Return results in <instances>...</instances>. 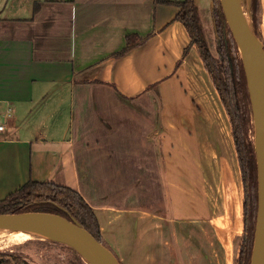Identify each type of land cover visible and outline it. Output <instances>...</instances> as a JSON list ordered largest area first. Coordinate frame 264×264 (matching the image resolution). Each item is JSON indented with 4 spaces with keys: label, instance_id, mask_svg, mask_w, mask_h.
Wrapping results in <instances>:
<instances>
[{
    "label": "crops",
    "instance_id": "0c3cea01",
    "mask_svg": "<svg viewBox=\"0 0 264 264\" xmlns=\"http://www.w3.org/2000/svg\"><path fill=\"white\" fill-rule=\"evenodd\" d=\"M170 1L0 0V199L67 186L124 264H227L224 211L180 189L198 169L213 188L229 121Z\"/></svg>",
    "mask_w": 264,
    "mask_h": 264
},
{
    "label": "trees",
    "instance_id": "16d2710c",
    "mask_svg": "<svg viewBox=\"0 0 264 264\" xmlns=\"http://www.w3.org/2000/svg\"><path fill=\"white\" fill-rule=\"evenodd\" d=\"M173 3L179 8L174 19L182 23L189 39L184 53L190 47L196 50L228 117L242 184L241 231L234 264H249L258 208V171L254 143L248 135L249 130H253V123L243 61L232 51L236 42L220 1L215 0L211 11L217 39L219 44L225 47L222 48V58L219 60L207 46L196 1L176 0ZM257 7L258 0H251V16L254 22ZM132 38L131 35L126 36V46L117 56L123 55L143 41L140 39L135 42ZM227 50L229 52H226ZM27 210L50 211L75 220L110 248L101 234L93 208L80 193L70 187L30 179L0 199V213ZM117 258L122 264L121 259L118 256ZM18 260L12 253L0 251V264H14Z\"/></svg>",
    "mask_w": 264,
    "mask_h": 264
},
{
    "label": "rangeland",
    "instance_id": "374dc122",
    "mask_svg": "<svg viewBox=\"0 0 264 264\" xmlns=\"http://www.w3.org/2000/svg\"><path fill=\"white\" fill-rule=\"evenodd\" d=\"M214 3L215 0H199L200 6L197 3L196 5L197 7L199 6V18L202 24L204 36L207 41V46L212 54L219 60L222 58V48L225 49V47L223 46V44H219L216 36L215 23L211 14L212 5ZM241 3L242 10L246 16V19L248 20L250 27L264 45V0H258L255 22L251 16V0H241ZM234 46L235 47L232 51L236 53L239 58H241L243 53L241 47L238 44ZM226 52H229V50H227ZM215 96L216 102L217 104H219V112H222L225 119L227 120L225 112L221 107V104L219 103L217 92L215 93ZM222 127V123H219L218 129L221 130L220 132H223V129H225ZM228 130L229 132H231L229 123ZM248 133L249 138L252 140V143H254V130L250 129ZM230 136L232 137V134ZM231 137H228V135L222 137L224 143L228 139L229 142L226 143L227 157L225 159L226 161H224V166H222L219 170L217 169V175L219 178H216H218L220 182L216 183V178L214 176V183L212 185L213 188L210 187L206 189L207 184H204L205 192L207 193L206 195L203 190V180L200 176L199 169L196 170V172L195 170H192L195 174H193L191 178L192 183H189L188 186H186V191L184 190V188L186 187L184 185H181V197L179 196L181 198L182 204L185 205L186 208H203V205L208 207V205L206 204L207 201L213 207V212L218 213L219 209L224 211L223 217L216 216L214 223H216L218 227L220 226L219 228L222 230L224 237H226V241L228 242L230 258L227 259V264H234L233 261L235 260L234 256L236 253V246L238 244V239L240 236L239 230L241 229L242 213V184L234 148V142L233 138ZM194 191L197 195H195V197H192V194L190 193H194ZM218 192L221 193V207L218 201ZM189 196L192 199H190ZM209 197L212 202L208 200ZM7 247L0 248V251H7L18 257V262H15L14 264H89L83 259L84 256L82 255L83 257H81L72 247L51 239L37 238L34 240H28L23 243L12 244ZM110 248L121 259L122 264H124L123 257L120 256L121 254L118 248L112 245H110Z\"/></svg>",
    "mask_w": 264,
    "mask_h": 264
},
{
    "label": "water",
    "instance_id": "95a60500",
    "mask_svg": "<svg viewBox=\"0 0 264 264\" xmlns=\"http://www.w3.org/2000/svg\"><path fill=\"white\" fill-rule=\"evenodd\" d=\"M220 2L236 44L240 46L234 30H236L241 39L246 41L250 48L248 58H245L243 50L241 56L250 99L254 130V150L258 171V208L249 264H264V116L261 108L262 103H264V45L250 27L242 10L241 0H220ZM0 225L41 227L81 240L84 246H79L62 238H46L69 245L81 257H83L81 251H85L95 256L101 264H121L115 253L97 240L84 226L75 220H69L54 212L27 210L0 213ZM83 259L88 262L85 257Z\"/></svg>",
    "mask_w": 264,
    "mask_h": 264
},
{
    "label": "bare ground",
    "instance_id": "6f19581e",
    "mask_svg": "<svg viewBox=\"0 0 264 264\" xmlns=\"http://www.w3.org/2000/svg\"><path fill=\"white\" fill-rule=\"evenodd\" d=\"M234 32L244 52L245 58H248L250 55V48L248 44L244 39L240 38L236 30H234ZM261 108H262V114L264 116V103H262ZM50 237L62 238L64 240L74 242L79 246H84V243L81 240L74 239L65 235H61L41 227H33V226L19 227V226L0 225V248L3 247L5 248L12 244L23 243L28 240H34L37 238L46 239ZM81 254L87 259L89 264H101L100 261L90 253L81 251Z\"/></svg>",
    "mask_w": 264,
    "mask_h": 264
},
{
    "label": "built area",
    "instance_id": "2783aa9c",
    "mask_svg": "<svg viewBox=\"0 0 264 264\" xmlns=\"http://www.w3.org/2000/svg\"><path fill=\"white\" fill-rule=\"evenodd\" d=\"M11 115V109L7 108L6 111L0 114V131L5 129L6 119Z\"/></svg>",
    "mask_w": 264,
    "mask_h": 264
}]
</instances>
